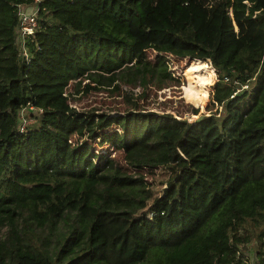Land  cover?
I'll return each instance as SVG.
<instances>
[{
    "label": "trees",
    "instance_id": "obj_1",
    "mask_svg": "<svg viewBox=\"0 0 264 264\" xmlns=\"http://www.w3.org/2000/svg\"><path fill=\"white\" fill-rule=\"evenodd\" d=\"M33 1L0 0V264H243L253 242L251 261L264 264V0H43L26 57L20 9ZM146 53L155 69L118 79L153 83L145 105L164 113L199 93L202 103L177 117L195 122L68 102L70 81L147 62ZM196 64L210 69L207 91L186 70ZM159 77L180 86L155 105ZM222 81L241 90L219 123L210 115L228 90ZM22 109L36 118L24 130ZM114 124L130 165L171 170L148 209L121 202L142 178L113 161L91 167L85 151L69 162L70 135Z\"/></svg>",
    "mask_w": 264,
    "mask_h": 264
},
{
    "label": "rangeland",
    "instance_id": "obj_2",
    "mask_svg": "<svg viewBox=\"0 0 264 264\" xmlns=\"http://www.w3.org/2000/svg\"><path fill=\"white\" fill-rule=\"evenodd\" d=\"M213 1V0H211ZM20 51L23 50L22 46L19 44ZM161 52V51H159ZM160 57L165 60H169V57L163 53H160ZM21 56H24L21 53ZM191 58L192 55L189 54ZM195 59V58H194ZM198 59V58H197ZM146 61L135 60L131 64H127L119 70L113 72H104L99 70L88 71L84 76L72 80L69 82L65 89V95L68 102L72 107L79 111L89 112V113H105L110 115H120L125 114L128 111H141V112H153L159 115L168 114L177 118L179 114L189 115L197 108L198 104L195 102V98L198 99L199 93L194 95V101L192 96L188 98L174 99L173 105L169 106L167 113L161 112L157 109L148 108L145 103L150 96L151 83L145 88L132 87L124 83V81L118 79L119 74L124 73L127 75H134L139 69L147 66L150 69H155L153 64L148 61L146 53ZM188 64V63H187ZM192 77L195 78V87L197 90L207 91V83L210 82V69L207 66L201 64H196L194 70L186 69ZM157 73V70H155ZM216 73H219L216 70ZM158 75V73H157ZM159 76V75H158ZM160 79V77H159ZM221 78L219 77V80ZM158 80V79H157ZM161 88L158 92V99L153 100L155 105H161L165 102L166 97L169 95L170 88L180 86L179 82L175 79H160ZM218 80V81H219ZM155 82V81H154ZM217 87L224 88L225 82H217ZM227 92L216 99L213 104L215 109L214 113L210 116L216 117L219 123L225 117L227 110L226 105L228 100L234 94V90L240 91L241 88H236L235 85L228 82L226 86ZM244 88V87H243ZM196 99V100H197ZM139 102H142L140 105ZM36 108L30 107L28 111H33L35 115ZM207 117V116H206ZM188 120L190 122H195V117H184L177 118ZM36 122V118L27 112V109H22L20 113V124L26 127L27 125H32ZM123 132L122 126L114 124L110 128L105 130L98 128L89 135L80 137L79 135L73 134L69 136V142L71 144L70 155L68 156L70 163L78 162L80 159H85V156L81 152H86V159L90 162V166H100L106 161H113L114 168L127 176H133L135 178H142V187L140 191L128 194L125 199L121 202L133 203L136 205H141L145 209H148L152 201L163 194L164 189L167 187L168 180L170 179L171 170L164 167H158L152 169L150 167L135 168L128 162L127 152L123 148V145L118 141V136ZM140 196L145 199V202H141L136 198ZM6 228L2 229L1 236H5ZM247 249L249 251H247ZM246 253L244 254L243 260H252L257 248L255 243H250L247 246Z\"/></svg>",
    "mask_w": 264,
    "mask_h": 264
},
{
    "label": "built area",
    "instance_id": "obj_3",
    "mask_svg": "<svg viewBox=\"0 0 264 264\" xmlns=\"http://www.w3.org/2000/svg\"><path fill=\"white\" fill-rule=\"evenodd\" d=\"M43 0H34L31 5L21 7L20 9V26L18 29V40L20 39V45L23 50L20 52L24 56L28 57V52L25 46V40L28 36L33 35L39 27L37 20V14L39 11V5ZM24 130V126H22ZM243 264H255L251 260H246Z\"/></svg>",
    "mask_w": 264,
    "mask_h": 264
}]
</instances>
